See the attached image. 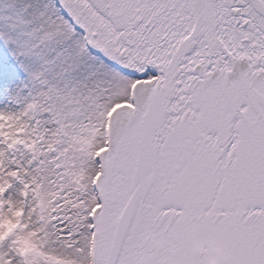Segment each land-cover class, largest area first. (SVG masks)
<instances>
[{"label":"snow or ice","instance_id":"6c2138e0","mask_svg":"<svg viewBox=\"0 0 264 264\" xmlns=\"http://www.w3.org/2000/svg\"><path fill=\"white\" fill-rule=\"evenodd\" d=\"M0 264H264V0H0Z\"/></svg>","mask_w":264,"mask_h":264}]
</instances>
